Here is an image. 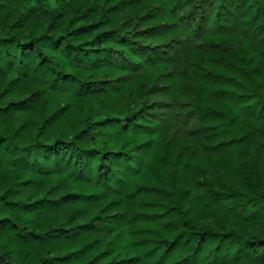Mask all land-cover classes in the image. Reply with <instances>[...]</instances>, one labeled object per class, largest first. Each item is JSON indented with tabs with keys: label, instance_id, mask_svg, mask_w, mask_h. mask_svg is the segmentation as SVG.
I'll return each mask as SVG.
<instances>
[{
	"label": "trees",
	"instance_id": "16d2710c",
	"mask_svg": "<svg viewBox=\"0 0 264 264\" xmlns=\"http://www.w3.org/2000/svg\"><path fill=\"white\" fill-rule=\"evenodd\" d=\"M0 264H264V0H0Z\"/></svg>",
	"mask_w": 264,
	"mask_h": 264
},
{
	"label": "rangeland",
	"instance_id": "374dc122",
	"mask_svg": "<svg viewBox=\"0 0 264 264\" xmlns=\"http://www.w3.org/2000/svg\"><path fill=\"white\" fill-rule=\"evenodd\" d=\"M156 99L158 97H155ZM161 112L167 114L166 117V125L168 127V132L170 135H180L185 136L186 132L192 129L195 125L193 118H186L180 113H176L173 115L166 108L161 109Z\"/></svg>",
	"mask_w": 264,
	"mask_h": 264
}]
</instances>
